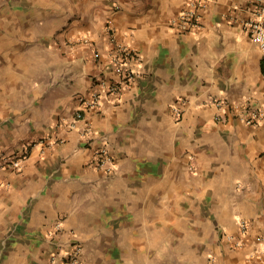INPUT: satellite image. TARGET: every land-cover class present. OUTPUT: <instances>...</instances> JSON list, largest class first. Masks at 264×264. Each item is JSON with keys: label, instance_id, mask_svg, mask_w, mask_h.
Wrapping results in <instances>:
<instances>
[{"label": "crops", "instance_id": "obj_1", "mask_svg": "<svg viewBox=\"0 0 264 264\" xmlns=\"http://www.w3.org/2000/svg\"><path fill=\"white\" fill-rule=\"evenodd\" d=\"M261 1L200 0L184 30L189 0H0V154L36 143L0 163V264L73 243L86 264H264V120L238 117L264 105L244 25ZM119 46L135 76L112 94L98 82L121 80ZM94 90L101 104L63 123Z\"/></svg>", "mask_w": 264, "mask_h": 264}, {"label": "built area", "instance_id": "obj_2", "mask_svg": "<svg viewBox=\"0 0 264 264\" xmlns=\"http://www.w3.org/2000/svg\"><path fill=\"white\" fill-rule=\"evenodd\" d=\"M177 21L180 23L181 28L184 30L192 29L199 26L201 21V2L200 0H189L187 6L181 9L178 14ZM246 30L252 41L258 46L261 53L264 55V0L254 12L253 16L247 19L244 23ZM114 39V36L111 37ZM88 42V39H83ZM119 54L115 56V63L117 71L121 74V80L119 82H98L100 87L105 88L112 94H117L121 90V82L126 83L134 79L135 72L129 66V61L132 57H135L133 50L126 46H119ZM99 55V52H96ZM102 92L100 90H94L90 96H83L80 98L83 107L76 110L69 120H65L63 123L67 124L70 128H75L77 122L84 117V109L93 108L101 104ZM217 106L223 104L222 100L215 101ZM174 110L179 117L182 114L180 106H175ZM220 117V116H218ZM239 119L243 120L247 124L259 125L264 120V105L258 107H250L247 112L240 113ZM36 143L33 142L21 153L12 157L5 154H0V163L5 166H12L14 168L22 167L23 163L29 158L30 151ZM98 164L104 167L111 168L114 163V155L112 146L108 142H105L101 146L95 149ZM60 227V223L57 224V228ZM248 230L247 223L244 220L240 221V232L246 234ZM232 238V235H228ZM258 241L263 242L262 257L264 259V240L262 237L257 238ZM237 245L241 244V241L236 242ZM82 246L77 243H73L71 249L64 250L59 249L52 251L51 260L54 264H83Z\"/></svg>", "mask_w": 264, "mask_h": 264}, {"label": "rangeland", "instance_id": "obj_3", "mask_svg": "<svg viewBox=\"0 0 264 264\" xmlns=\"http://www.w3.org/2000/svg\"><path fill=\"white\" fill-rule=\"evenodd\" d=\"M72 246V245H71ZM70 249H71V247H70ZM52 251H55V250H52ZM83 252V251H82ZM51 253L52 252H50V258H49V264H54L53 262H52V260H51ZM82 257H83V255H82ZM83 264H86V262L84 261V259H83Z\"/></svg>", "mask_w": 264, "mask_h": 264}, {"label": "trees", "instance_id": "obj_4", "mask_svg": "<svg viewBox=\"0 0 264 264\" xmlns=\"http://www.w3.org/2000/svg\"><path fill=\"white\" fill-rule=\"evenodd\" d=\"M262 69L264 71V60L262 61Z\"/></svg>", "mask_w": 264, "mask_h": 264}]
</instances>
